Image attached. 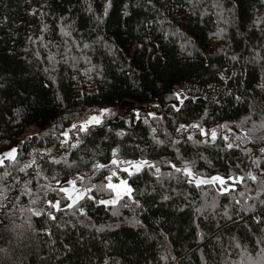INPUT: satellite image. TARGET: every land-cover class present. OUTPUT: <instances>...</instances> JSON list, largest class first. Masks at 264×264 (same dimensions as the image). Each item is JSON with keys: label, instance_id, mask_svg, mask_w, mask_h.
Returning <instances> with one entry per match:
<instances>
[{"label": "trees", "instance_id": "obj_1", "mask_svg": "<svg viewBox=\"0 0 264 264\" xmlns=\"http://www.w3.org/2000/svg\"><path fill=\"white\" fill-rule=\"evenodd\" d=\"M153 4L155 8L147 0H111L104 15L105 0H0V83L4 84L0 89V151L15 145L24 158L33 148L51 147L56 154L60 146L57 137L63 139V131L74 134L71 124L107 107L113 114H104V123L81 133L83 143L67 151V159L76 163L46 164L45 174H55L61 180L79 171L99 184L108 169H99L92 176L91 165H107L110 149L117 145L118 158L154 160L162 173L158 180L153 170L145 167L128 176L121 164L119 175L113 177L127 178L143 209L127 198L114 206L81 201L86 216H73L67 208L56 213V221L46 215L33 216L37 231L18 236L12 231V221H22L19 209L23 207L28 215V207H47L39 201L29 205L31 197L23 195L13 209L15 216L0 212V249L5 250L0 252V264H103L105 258L108 264H240L246 258L241 257L233 237L253 257L257 255L252 241L262 226L250 217L264 216V205L259 203L264 193L256 198L253 191L260 186L259 180L235 182L234 189L220 193L218 184L197 187L188 183L189 178L175 173L165 161L171 160L177 167L182 159L193 161V171L199 175H243L250 168L256 172L250 157L262 155L260 141L225 149L222 137L236 135V125L253 110L251 102L255 106L253 119L260 118L264 106V92L257 88L264 82V59L260 58L264 57V23L259 28L253 26L264 14V5L260 0H236L234 8L231 0H193L191 7L189 0H153ZM61 16L67 19L62 21ZM100 16L102 20L97 19ZM68 19L72 21L67 28L71 35L65 36L60 28ZM188 38L192 43L182 52L181 45ZM253 49L260 50L255 59ZM233 55L238 59L233 60ZM220 72L227 79H222ZM181 88L187 97L195 95L197 99L177 101L172 92ZM226 90L244 99L237 102L225 95ZM213 96L220 104L213 102ZM173 103L179 111L171 107ZM16 107L24 110L19 120L11 111ZM149 112L156 117L148 116ZM193 123L207 129L227 123L234 131L218 129L212 144L196 143L205 137L195 128L175 131L180 124ZM31 125L38 130L25 134ZM152 127L157 129L154 134ZM121 129L125 134L117 135ZM153 135L165 143H155ZM172 139L178 142L172 145ZM245 147L253 151L247 153ZM260 163L264 167V161ZM3 171L0 168V176ZM8 171L18 174L10 167ZM166 172H173V176L163 175ZM37 183L47 182L42 177L33 179L32 184ZM2 187L0 184V190ZM57 187L52 184V188ZM246 187L245 195H251L252 200L244 201L240 196ZM144 189L148 191L142 194ZM92 191L98 199L108 196ZM37 194L34 187L32 195ZM161 195L170 198L163 201ZM54 196L49 189L48 198ZM233 197L242 203L254 200V210L245 211ZM65 198L61 193L62 204ZM224 206H228L231 219L224 215ZM135 220L141 224L136 225ZM43 227L50 228L52 235L39 230ZM65 244L71 251L64 249ZM162 255L176 260H162Z\"/></svg>", "mask_w": 264, "mask_h": 264}, {"label": "snow or ice", "instance_id": "obj_2", "mask_svg": "<svg viewBox=\"0 0 264 264\" xmlns=\"http://www.w3.org/2000/svg\"><path fill=\"white\" fill-rule=\"evenodd\" d=\"M193 3V0H189V6L191 7ZM231 3L233 5V8L236 6V0H231ZM260 3L264 5V0H260ZM147 4L155 8V4H153V0H147ZM214 7H220V5L215 4ZM111 7V0H105L104 5V15H107L108 8ZM127 7V6H125ZM232 9H228V11H231ZM33 13L37 11V9L31 10ZM88 11L92 12L93 9L89 5ZM128 13L125 11V15ZM60 19L66 20V16H61ZM98 20H102L103 17H97ZM72 21L70 19L67 20V24L61 25L60 31L65 36H70L71 32L67 30V28L71 25ZM264 23V14H261L260 17L254 20L253 26L259 28L261 24ZM46 27V26H45ZM165 38H167L165 36ZM192 41L190 38L186 39L185 44L181 45V51H185L186 45L191 44ZM84 47H88L87 44L84 45ZM253 52L255 53L254 59L256 56H260V50L259 49H253ZM39 55V53H37ZM188 55H191V52L188 53ZM54 57L49 56V59H53ZM261 59H264V57H260ZM160 60H164V57L161 56L159 58ZM233 60H237L238 57L233 55ZM213 67H215L213 65ZM48 69H45V72H47ZM219 75L222 79H227L225 76V73L220 72ZM235 75V73H233ZM54 79V78H53ZM209 87H212L209 85ZM4 88V84L0 83V89ZM257 88L260 89L262 92H264V82H261L257 85ZM225 95H231L233 96L234 100L239 102L242 99H244L243 96L233 93L231 90H226ZM172 96L176 97L177 101L180 103H183V100L186 98H190L191 100H196L197 97L195 95H191L190 97H187L181 88L180 90H176L172 92ZM207 99V97H205ZM57 99H60L57 97ZM212 100L216 104H220V100L216 99L215 96L212 97ZM253 103V110L249 113L248 116L244 117V122L250 123L251 127H247L244 122H241L240 124L236 125V128L239 129V131L234 136L229 135H223L222 139L225 142L224 148L225 149H232L233 147L240 148L241 144H247L248 142L252 141H260L261 147H259L258 151L262 155L256 156V157H250L251 164L255 167L256 172H253V170L250 168L247 172H245L243 175H234V176H228L223 177L219 174L204 178L203 176L195 173L193 171L194 163L193 161L182 159L181 166L177 167L176 163H173V161L168 160L165 161L168 165H170L171 169H174L175 173H182L184 176L188 179V183L192 184L194 183L197 187H199L202 184H216V182H219V187L217 189L220 193H226L229 191L230 188L234 189L236 187L235 182L245 183L246 180H250L252 182H256L259 180L260 186L253 189L255 192L256 198H259L262 193H264V167H261L260 161H264V106L261 108L260 112V118L259 119H253V114L255 112V106ZM262 105H264V102H262ZM173 109H176L179 111V108L177 107L176 103H173L171 105ZM13 116L19 120L21 117L22 112L24 111L22 107H16L14 109H11ZM136 113L137 119L139 118V110H134ZM104 114L112 115L113 112L110 108L104 107L96 110L95 112H92L90 115H88L86 118L79 120L77 123H73L70 125L72 129L75 130L74 134L70 135L68 131H63L61 133V136L63 139L59 140V147L56 148V154H53V148L51 147H44L40 149L33 148L31 152L27 154V158L21 157L20 153L18 152L17 146L13 145L8 147L6 150L0 151V168H4L2 176H0V184H2V190H0V212H10L13 216L16 215V212L13 211V209L16 207V203L21 200V197L23 195H28L31 197L28 201L29 205H35L37 201L42 203L43 205L47 206L45 208H39V207H28L26 209L28 215H24L25 209L22 207L19 209L20 215L22 217V221L20 223H16V221H12V231L16 232L18 236L24 235V232L31 230V231H37L33 227L32 223V217L36 216H42L46 215L50 221H56V213L62 211L64 208L72 210V215L79 217L81 214L86 216V208L82 205L81 201H95L97 204H101L104 206L109 205H117L118 203H122V201L127 198L129 200H132V203L139 208L143 209L144 205L141 203L140 199H136L133 196L134 189L133 186L128 183L127 178H121L118 181L114 182L113 177L119 175V166L121 164L125 165L123 168V171L128 174V176H132L135 173H140L145 167H147L149 170H153L152 174L156 176L159 180L161 177V168L154 160H149L147 158H140L136 160H123L121 158H118L119 153V145L116 147H112L110 149L111 151V159L109 160V163L102 164L99 162H94L91 165V169L89 170L91 172L92 176L96 175V172L99 169H108V175L103 177V180L97 184L91 182V177L77 171L75 175L71 179H66V183L69 186H64L63 182L60 179L56 178V175L53 174L51 177L49 175L45 174L44 165L46 164H75V161H69L67 159V151L69 149H76L78 148L82 143L83 139L81 138V133L87 134L91 132L92 127L101 125L104 123ZM205 114H207V109H205ZM151 117H156V113L149 112L147 114ZM145 124H148L149 121L147 118L144 120ZM188 128H195L199 134L203 137H205L204 140H197L196 143H208L212 144L214 143L218 138V129H227L228 133H232L234 129L232 127H229L227 123L224 124H218L216 127L207 129L205 127H202L199 123H193L189 125L180 124L178 128L175 129L177 133H180L182 130L187 131ZM157 129L155 127L151 128V133H156ZM124 130L121 129L119 132H117V135H124ZM167 134V133H166ZM259 134V135H257ZM55 135V133H53ZM153 141L157 144H164L165 140L160 139L159 136L153 135ZM182 138V137H181ZM26 140L28 137L25 138ZM188 139H192V134L188 133ZM172 145H175L178 141L176 139H172L169 141ZM138 147V146H137ZM247 153H251L253 151L252 148L245 147L243 149ZM177 153H179V149H177ZM18 157H20L18 159ZM111 166V167H110ZM12 168L13 170H16L18 174L12 175L10 171H8V168ZM34 174V175H33ZM163 175H167L169 177L173 176V172H166L163 173ZM43 178L44 181L47 183L40 185L37 183L36 185L32 184L33 179L37 178ZM232 181V183L225 185V182ZM7 181H10L9 184ZM57 185V188H52V184ZM36 188L38 193L37 195H32L33 188ZM51 190L56 193V196L53 198H48V190ZM93 189H95L97 192L101 193H108L107 198L98 199L95 194H93ZM148 189L142 190L143 192H147ZM151 191H155V189H151ZM247 191V187L245 188V191L240 192V196L243 197L244 201L252 200L251 195H245V192ZM64 194L66 197L63 201V204L61 203L60 194ZM168 195H161L160 199L163 201L169 200ZM235 200V197H233ZM235 203L237 205H241L245 211H252L255 207V201L253 200L252 203H242L241 200H235ZM259 203L261 205H264V199H259ZM124 207H128L127 204H122ZM212 206L215 207V198L213 199ZM199 211V210H198ZM224 215L231 219L228 213V206H224ZM237 216H239V213H237ZM250 219L254 220L257 225H261L260 234L256 235L254 241H252L254 250H257V255L255 257L252 256V253L248 252V249L244 246H242L241 242L239 240H236L235 237H233V240L235 241V247L237 249H240V255L241 257H245L246 259H242L240 261V264H264V216L261 215H254L251 216ZM79 223H83V220H79ZM67 223H71V221H68ZM136 225H140V220H135ZM60 227H65V224H60ZM118 226V225H116ZM75 227V225H73ZM102 227H97V231H101ZM199 228V225H197ZM21 231H17V230ZM40 231L47 233L49 236L52 235L51 229L48 227H43L39 229ZM198 237L200 239H203V234L198 232ZM82 239V237H81ZM64 249L66 251H71L69 245L65 244ZM4 249H0V252H4ZM171 259L172 261L176 260V257L172 256L169 257L168 255H162V260H168ZM203 259V256H202ZM103 264H108V259L105 258L103 261ZM116 264H119V261H116Z\"/></svg>", "mask_w": 264, "mask_h": 264}, {"label": "rangeland", "instance_id": "obj_3", "mask_svg": "<svg viewBox=\"0 0 264 264\" xmlns=\"http://www.w3.org/2000/svg\"><path fill=\"white\" fill-rule=\"evenodd\" d=\"M37 130H38L37 126L31 125V126H29V127L27 128L25 134H32V133L36 132ZM124 167H125V165L122 166V168H124ZM215 175H217V174H213V175H201V176H203L204 178H209V177H212V176H215ZM219 175H220V174H219ZM220 176H221V175H220ZM65 178H67V179H71L72 177L68 176V177H64V178L61 179V181L63 182L64 186L67 187V186H69V185H67V183H66V179H65ZM116 181H118V180H114V182H116ZM230 183H232V182L226 180L224 186H227V185L230 184ZM216 184L219 185V182H216ZM106 198H107V197H106ZM100 199H102V198H100Z\"/></svg>", "mask_w": 264, "mask_h": 264}, {"label": "water", "instance_id": "obj_4", "mask_svg": "<svg viewBox=\"0 0 264 264\" xmlns=\"http://www.w3.org/2000/svg\"><path fill=\"white\" fill-rule=\"evenodd\" d=\"M124 104H130V105H133L134 102H128V101H125Z\"/></svg>", "mask_w": 264, "mask_h": 264}]
</instances>
